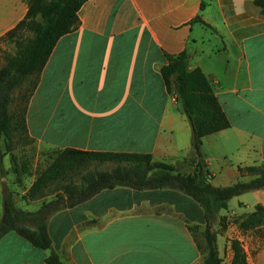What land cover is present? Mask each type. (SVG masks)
I'll return each instance as SVG.
<instances>
[{
	"label": "crops",
	"instance_id": "obj_1",
	"mask_svg": "<svg viewBox=\"0 0 264 264\" xmlns=\"http://www.w3.org/2000/svg\"><path fill=\"white\" fill-rule=\"evenodd\" d=\"M254 1L87 0L79 26L59 39L30 98V136L52 152L149 153L177 165L192 155L193 131L161 68L168 54L185 51L189 68L206 74L231 122L203 138L212 183L250 181L254 176L238 167L264 163V13ZM28 9L26 0H0V39ZM3 177L0 170V218ZM31 185L14 191L15 199L35 211L42 200L25 198ZM188 197L169 188L105 189L48 217L53 249L64 264H204L179 217L180 198L199 205ZM261 228L240 229L235 238L247 264H264V230L255 232ZM217 245L221 260L227 250L225 264H231V241L217 237ZM51 251L10 232L0 240V264H48Z\"/></svg>",
	"mask_w": 264,
	"mask_h": 264
},
{
	"label": "trees",
	"instance_id": "obj_2",
	"mask_svg": "<svg viewBox=\"0 0 264 264\" xmlns=\"http://www.w3.org/2000/svg\"><path fill=\"white\" fill-rule=\"evenodd\" d=\"M29 5L25 18L1 39L16 44V51L4 57L0 68V170L3 158L12 152L15 144H33L29 134L26 113L31 96L37 88L42 71L59 39L74 31L80 24L78 12L87 0H26ZM254 3L264 13V0ZM205 3L201 8L204 9ZM200 19V17H198ZM20 31H30L24 38ZM188 53L167 55L161 73L168 93L179 102L193 131L191 161L197 164V174L177 171L176 165L154 160L149 153L85 151L74 148L56 149L50 164L34 179L25 194L30 201L42 200L35 211L17 205L14 190L4 183L0 218V240L16 232L32 245L51 249L48 264H64L53 249L47 219L50 215L74 208L105 189L125 186L138 191L174 189L195 200L203 209L206 240L204 264H221L217 233L213 224L228 202L245 193L264 189V163L239 166L241 175L254 176L248 182L238 181L228 186L212 183V174L205 160L203 138L227 129L231 122L214 88L200 69H190ZM22 91L15 95L16 91ZM19 102H23L22 105ZM113 165L99 169V165ZM22 172L28 175L26 165ZM78 179V180H77ZM264 226V204L259 203L240 222L243 231ZM234 256L231 264H247V255L237 239L231 240Z\"/></svg>",
	"mask_w": 264,
	"mask_h": 264
},
{
	"label": "rangeland",
	"instance_id": "obj_3",
	"mask_svg": "<svg viewBox=\"0 0 264 264\" xmlns=\"http://www.w3.org/2000/svg\"><path fill=\"white\" fill-rule=\"evenodd\" d=\"M21 36L28 38L32 36L30 31H20ZM16 51V44L9 39L0 42V68L5 63L4 57L10 55ZM22 91H16L15 95H20ZM23 107V102H19ZM54 152L51 149H42L36 143L30 144L17 143L11 153L7 154L2 161L4 172L2 175L4 183H6L10 189L16 191H25L34 181L35 177L44 170L52 161ZM192 156V155H191ZM191 156L176 165L177 171L196 175L198 168L197 164L190 160ZM26 165L31 175L22 172V166ZM113 165L101 164L99 169L108 170ZM78 180V179H77ZM189 198V197H188ZM192 202L193 199L189 198ZM244 201L245 204H240ZM258 201H264V190L251 191L234 197L228 202V209L221 210L218 214L217 220L213 224V231L217 233V237L220 242L229 243L232 239H235L240 233L239 222L248 214H240L241 211H251L254 209V204ZM195 202V201H194ZM32 204V203H30ZM184 202L180 198L178 208L179 217L183 220L189 229L194 234L196 243L203 255L205 256L206 240L204 237L205 222L202 218V213L199 209V205L191 206V203ZM32 206V205H31ZM30 206V207H31ZM239 212V213H238ZM264 229H258L255 232H263ZM227 246V245H226ZM227 251V250H226ZM223 255L222 260L224 264L227 262V254Z\"/></svg>",
	"mask_w": 264,
	"mask_h": 264
}]
</instances>
